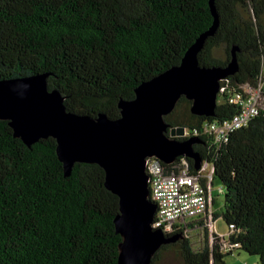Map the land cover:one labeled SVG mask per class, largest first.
I'll return each mask as SVG.
<instances>
[{
  "label": "trees",
  "instance_id": "trees-1",
  "mask_svg": "<svg viewBox=\"0 0 264 264\" xmlns=\"http://www.w3.org/2000/svg\"><path fill=\"white\" fill-rule=\"evenodd\" d=\"M215 4L220 24L200 51V63L226 65L236 44L240 69L221 84L256 82L264 69V0ZM213 21L210 0H0V79L49 72V88L65 95L68 110L117 118L119 101L134 98L141 82L180 63ZM219 47L224 58L216 55ZM182 103L192 101L181 97L165 116L170 126L198 127L236 112L217 100L215 116L189 109L175 115ZM202 140L195 149L213 164L212 189L219 178L222 215L236 229L227 239L214 233L211 246L206 214L196 221L207 226L201 249L178 229L166 234L182 237L162 245L151 264L170 249L183 264H228L226 255L240 248L264 264V109L227 143ZM187 159L197 172L194 159ZM105 180L98 163L77 162L66 175L54 137L29 146L9 120L0 119V264H118L120 198ZM212 215V221L220 216ZM195 220L188 228L198 227ZM224 242L239 246L226 249Z\"/></svg>",
  "mask_w": 264,
  "mask_h": 264
},
{
  "label": "water",
  "instance_id": "water-1",
  "mask_svg": "<svg viewBox=\"0 0 264 264\" xmlns=\"http://www.w3.org/2000/svg\"><path fill=\"white\" fill-rule=\"evenodd\" d=\"M210 6L212 26L188 48L180 63L141 82L134 98L121 99L117 118L104 112L94 117L68 110L65 95L49 88V72L0 79V119L9 120L16 137L29 146L54 137L66 175L77 162L98 163L105 169L106 186L120 198L115 218L123 236L118 264H151L162 245L182 237L153 227L157 204L150 198L146 165L149 156L172 163L183 155L194 159L196 169L202 167L204 159L194 146L202 138H176L185 126H170L165 116L182 96L192 101V113L215 116L221 80L240 69L236 44L226 65L200 63V51L220 24L215 0H210Z\"/></svg>",
  "mask_w": 264,
  "mask_h": 264
},
{
  "label": "built area",
  "instance_id": "built-area-1",
  "mask_svg": "<svg viewBox=\"0 0 264 264\" xmlns=\"http://www.w3.org/2000/svg\"><path fill=\"white\" fill-rule=\"evenodd\" d=\"M217 100H225L233 104L236 112L222 120H206L198 127L185 126L184 133L177 135L176 138L204 137L210 139L217 147L227 143L234 132L248 126L264 109V69L262 68L254 83L247 81L237 88L232 87L228 81L220 84ZM164 163L166 162L157 156H149L146 170L149 174L151 197L158 204L152 225L165 233H171L183 228L188 218L196 217L199 220L206 216L213 204L214 166L209 161L203 160L202 167L197 172H193L187 156L166 163L172 165L171 170H168ZM220 189L222 192V188ZM213 223L214 221L211 220V230ZM229 226L230 232L235 231V224ZM223 245V248L230 249L238 247L239 243L224 242Z\"/></svg>",
  "mask_w": 264,
  "mask_h": 264
},
{
  "label": "rangeland",
  "instance_id": "rangeland-1",
  "mask_svg": "<svg viewBox=\"0 0 264 264\" xmlns=\"http://www.w3.org/2000/svg\"><path fill=\"white\" fill-rule=\"evenodd\" d=\"M216 55L220 58L225 57L222 47H219L216 49ZM190 107H191V104L189 105L186 103H182V105L177 108L175 115H178L181 112L186 111L187 109L190 110ZM221 186H222L221 180L219 178H215L213 189H212V194H213V197H215L218 201L215 206L214 204H212L211 208L207 212V215L210 218L209 225H208V228H209L208 229V241L211 246L213 245L215 241V239L213 240V237H215L214 234L212 235L213 232L220 235L221 237L225 236L227 239L229 229H230L229 224L227 223V221L222 215V212L224 209L225 197H224V191L221 192V189H220ZM150 198L152 199L151 193H150ZM213 201H214V198L212 199V203ZM154 202L157 204L156 201ZM157 210H158V204H157ZM214 211L220 214V216L215 219L214 223L212 224L213 230H211L210 221L212 220V217H213L212 213ZM194 219H197V218L196 217L188 218L187 223L184 224V227L181 229L183 230L185 235L191 239L194 249H201L205 243V237H206L205 228L207 227L206 223L200 225L196 223V221H199V220H195V224H196L195 226L198 225V227L193 228L190 226L189 229L185 230V228L188 227L189 223L192 222ZM225 260L228 264H261L260 256L258 254H252L242 248L236 249L234 253L226 255ZM157 264H183V263L180 260V258L175 254L173 249H170L163 256L162 261H159Z\"/></svg>",
  "mask_w": 264,
  "mask_h": 264
},
{
  "label": "bare ground",
  "instance_id": "bare-ground-1",
  "mask_svg": "<svg viewBox=\"0 0 264 264\" xmlns=\"http://www.w3.org/2000/svg\"><path fill=\"white\" fill-rule=\"evenodd\" d=\"M213 218V217H212Z\"/></svg>",
  "mask_w": 264,
  "mask_h": 264
}]
</instances>
